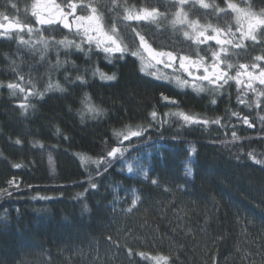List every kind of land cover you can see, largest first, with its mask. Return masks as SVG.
I'll list each match as a JSON object with an SVG mask.
<instances>
[{"label": "trees", "instance_id": "16d2710c", "mask_svg": "<svg viewBox=\"0 0 264 264\" xmlns=\"http://www.w3.org/2000/svg\"><path fill=\"white\" fill-rule=\"evenodd\" d=\"M55 2L65 6V0ZM76 2L77 15H87L81 7L91 4L102 12L105 29L113 23L112 13L99 6L110 0ZM206 2L225 11L203 9L199 4L192 7L190 2L184 6L189 20L231 28L238 36L242 24L226 7V0ZM230 2L257 14L264 9V0ZM35 3L0 0V13L9 17L7 21L24 26L0 37V83L19 82L31 88L30 80L36 90L44 91L50 82L64 91L53 88L43 99L29 96L35 108L22 114L19 104L25 102V94L13 97L0 87V188L12 192L0 198V264H156L160 256L167 257L168 264H264V165L255 163L264 159V125L260 123L264 96L257 107L256 94L248 90L243 99L252 106L238 103L237 86L231 81L215 94L217 103L212 105L211 85L197 92L178 87L174 79H157L175 74L170 69L144 67L130 54L118 59L119 53L108 57L94 45L89 52L85 44L80 52L54 42L45 51L36 42L40 34L50 41L64 36L79 41V37L62 26L36 23ZM127 3L136 8L154 4L161 11L168 9V17L177 10L172 6L175 0ZM0 23H7L2 16ZM116 24L127 43L131 33L118 20ZM28 26L33 28L31 33ZM183 30H187L184 25L173 27L170 21L158 31L148 22L137 27L158 51L195 59L199 50L211 63V52L204 49L209 44L218 47L214 41L197 45L183 36ZM246 44L243 50L225 46L227 52L222 55L234 64L230 75L237 62L251 65L255 56L264 55L259 45ZM97 69L106 75L115 73L116 79L101 80L99 74L93 75ZM18 74L24 80H18ZM77 75L86 82L76 81ZM254 87L264 90L262 85ZM161 93L177 104L163 101ZM86 95L103 115L93 118L86 111L82 103ZM153 110L155 121L150 116ZM177 111L219 117L221 123L185 124L173 115ZM243 116L255 124L253 130L241 122ZM138 125L147 129L141 137L122 141L114 135ZM232 131L238 140H233ZM16 139L22 143L15 144ZM35 141L44 147H33ZM117 146L122 154L107 157ZM47 155L55 163L53 174ZM129 165L138 170L128 173ZM188 168L192 175L186 174ZM13 178L18 189L7 183ZM127 191L136 196L134 204Z\"/></svg>", "mask_w": 264, "mask_h": 264}, {"label": "snow or ice", "instance_id": "6c2138e0", "mask_svg": "<svg viewBox=\"0 0 264 264\" xmlns=\"http://www.w3.org/2000/svg\"><path fill=\"white\" fill-rule=\"evenodd\" d=\"M190 2L192 7L199 4V6L203 9L215 8L220 12L225 11V9L219 8L218 5L207 3L206 0H175V3L172 6L177 10L172 13L171 17H168V9L161 11L160 8L154 4L151 6L136 8L135 6H130L127 3V0H110L107 4L99 5L100 7L110 11L114 17L113 23L108 29H105L103 25V14L98 11L96 6H92L91 4L84 5L81 7V12H87L88 14L77 15L76 13L79 5L76 0H65L64 7L56 4L55 0H48L49 15L47 17H43L37 11V9L41 7V0H36V3L32 6V15L37 18L36 23L40 25L58 24L61 25L63 29H67L74 36L79 37V41L69 39L67 36H64L59 40H55V38L52 37L50 41L49 39H46L43 34H40L36 42L41 43L45 51L48 50L50 42H54L55 44L62 46L63 49L75 48L80 52L85 51L83 45L87 44L89 46V52L92 51V46L94 45L97 50L102 51L108 57L119 53L117 58L120 59L126 54H130L131 56L139 59L144 67L153 66L150 61H155L156 64L162 63L165 67H175L178 62L179 69H182L183 72L187 73V76L193 81L192 83H190L189 79H181L179 76L169 77L165 75L163 77L157 76L156 78L174 79L178 87H192L193 90L197 92L205 91L206 89L202 82H207L208 85L212 86L210 91L214 93L213 98L210 100L212 105L217 103L215 94H219L224 85H227L229 81H235L237 86V102L244 103L247 107H251L252 105L248 104L243 99V95L250 90L256 94V106L259 107V97L264 96V90L255 88L254 84L258 82L259 85L264 86V66H262V64H264V55L255 56L251 65L237 62L235 64V73L230 75L229 70L234 67V64L231 58L223 56L222 54L227 52V48L225 47L226 45H230L235 49H246L249 46L246 44V41H251L252 47L259 45L261 49H264V9L261 10L260 14H257L250 10L238 7L237 4L230 2V0H226V7L236 13L237 23L240 24L241 21L246 22V28L238 29L237 31L239 32V35L237 36L236 33L231 31V28L225 30L213 27L211 24L200 25L199 20H189L188 13L184 11V6ZM11 7L15 9L16 4L13 3ZM65 8L67 11H65ZM0 16H2L6 21L9 20V17L3 13H0ZM117 20L123 24L126 33H131L127 43H125L119 35L120 30L116 24ZM126 21L135 22V24H126L124 23ZM168 21H170L173 27L176 25H186L187 29L191 30V33L188 30H183V36L187 39L193 40L197 45L207 44L210 41H214L215 46L218 47H213L209 44V47L204 49L205 53L211 52V63L206 61L205 56L199 55V50L196 52L195 59L191 55H177L173 51H158L152 47L144 34L137 31V27H139L142 22L153 24L158 31L161 25ZM73 25H75L74 30ZM6 27L7 29L17 27L21 31L24 28L23 25H19L18 23L14 25L11 22H9ZM2 28H5V25L0 23V29ZM209 29L211 30L210 32ZM32 31L33 28L28 26V32L31 33ZM37 31H39V29H37ZM21 42L31 43L30 41L23 40H21ZM145 54L148 57V63L145 61ZM41 59H43V56ZM12 63L14 64L15 61H12ZM61 63L62 62L57 56V64ZM249 68L252 70L250 71ZM257 69L259 70L258 72L255 71ZM97 74H99L101 80L112 81L116 79L115 73L112 75H106L103 72H99L97 69L93 72V75L95 76ZM153 75L155 74L153 73ZM242 77L246 79H241ZM18 80H24V76L18 74ZM75 80L80 81L81 83L86 82L83 75H77ZM196 81L201 83H196ZM29 84L31 85V88H26L19 82H9L6 85L0 83V87H6L9 90L10 95L13 97H16L18 93L25 94L22 97L25 102L19 104L22 114H27L29 108H35L34 104L28 102L29 96H35L39 99H43L45 92L50 91L53 88L61 92L64 91L58 83L53 85L49 82L44 91L36 90L35 85L32 84L30 80ZM240 85H245L243 91L240 89ZM161 98L169 104H177V101L165 96L163 93H161ZM82 103L86 111L92 114L93 118L103 115V110L95 106L91 102V98L87 95ZM173 115L178 116L185 124H198L200 126H205L210 123L217 125L221 123L219 117L208 118L197 114H187L183 111H177L176 113H173ZM231 115L239 116V113L233 112ZM83 116L84 112H81V120H83ZM150 116L153 121L157 120V112L155 110L150 113ZM240 120L243 124L250 128L255 127V124L250 121L247 116L240 117ZM159 122L163 123V121ZM260 123L264 125V117L260 118ZM56 131L59 133L60 129L57 128ZM146 131L147 129L144 126L138 125L135 128L128 127L123 131H115L114 135L122 141H127L132 137L143 136ZM231 135L233 140L239 139L235 131H232ZM14 143L21 144L22 141L20 139H16ZM37 146L40 148L44 147L42 143L35 141L33 143V147ZM191 151L194 153L195 148H192ZM118 153L122 154L121 147H113L107 153V157H116ZM248 155L253 156L254 158L253 153L250 152ZM81 159L85 160L88 158L81 157ZM255 163L264 165V159H256ZM49 164L53 165L51 156H49ZM12 166L14 168H20L21 164H14ZM128 171L130 173L133 171L131 165L128 166ZM186 174L192 175L191 168L186 169ZM144 175L147 176V172H144ZM7 183L9 187L15 186L17 189L19 188V183L15 180V178L9 180ZM151 183L156 184L157 181L152 180ZM91 188L95 189L96 185L91 184ZM11 195L12 192L7 188H0V198ZM41 199H46V197H41ZM134 203L135 201H133V204ZM0 219H3V217H0ZM155 260L156 264H168V258L164 256L156 257Z\"/></svg>", "mask_w": 264, "mask_h": 264}, {"label": "rangeland", "instance_id": "374dc122", "mask_svg": "<svg viewBox=\"0 0 264 264\" xmlns=\"http://www.w3.org/2000/svg\"><path fill=\"white\" fill-rule=\"evenodd\" d=\"M43 1L41 0V6L42 7H40L39 9H37V11L40 13V12H42L43 10L44 11H46L47 9H45V7L43 6ZM241 24H242V28H246V22L245 21H241ZM186 28H187V26L186 25H184ZM190 33H191V30L190 29H187ZM145 61H146V63H148L149 61H148V57H147V55L145 54ZM150 63L153 65V66H151V67H148L149 69H157V68H165V69H167V70H169V68L170 67H165V65L164 64H156L155 63V61H150ZM176 76H178V75H175V77ZM229 82H231V81H229ZM49 156L50 155H47V157H46V164H47V167H48V169H49V171H50V173L51 174H53L54 173V171H55V163H54V160L52 159V161H53V165H54V167H53V165H50L49 164ZM52 158V157H51ZM132 169H133V171L130 173L129 171H128V173H130V174H133L136 170H138V167L137 168H133V166H132ZM126 193H128L127 195H130L131 197H130V199H131V201H135V198H136V196L134 195V194H132L131 193V191H127ZM126 199H128V196H126Z\"/></svg>", "mask_w": 264, "mask_h": 264}, {"label": "flooded vegetation", "instance_id": "af4514ba", "mask_svg": "<svg viewBox=\"0 0 264 264\" xmlns=\"http://www.w3.org/2000/svg\"><path fill=\"white\" fill-rule=\"evenodd\" d=\"M43 1V6L45 7V9H47L46 11H42V12H40V14L43 16V17H47L48 15H49V7H48V0H42ZM56 3V2H55ZM42 7V6H41ZM77 14V13H76ZM36 18V17H35ZM37 19V18H36ZM7 22V21H6ZM45 25H48V24H45ZM52 25H56V26H61V25H58V24H52ZM75 29V25H73V30ZM12 32H6V33H4V32H0V37H2V36H7V35H10ZM170 69V71L171 72H173L175 75H178L181 79H189V81H190V83H192L193 81L191 80V78L190 77H188L187 76V73H185V72H183V70L182 69H179V67H178V62H177V66H175V67H170L169 68ZM249 70L251 71L252 69L251 68H249ZM202 71V70H201ZM255 71H259L258 69L257 70H255ZM230 74V73H229ZM241 79H246V78H244V77H242ZM196 83H201V82H199V81H196ZM203 83V85H208L207 84V82H202ZM256 85H259V83L258 82H256L255 83ZM245 86V85H244Z\"/></svg>", "mask_w": 264, "mask_h": 264}, {"label": "water", "instance_id": "95a60500", "mask_svg": "<svg viewBox=\"0 0 264 264\" xmlns=\"http://www.w3.org/2000/svg\"><path fill=\"white\" fill-rule=\"evenodd\" d=\"M9 22L13 23L14 25L17 24V23L12 22V21H7V23L5 24V28L0 29V32H4V33H6V32H16V31H21V30H19V28H17V27H14V28H12V29H7L6 26H7V24H8ZM252 130H253V128H252Z\"/></svg>", "mask_w": 264, "mask_h": 264}]
</instances>
